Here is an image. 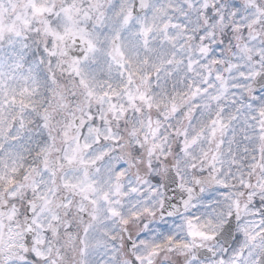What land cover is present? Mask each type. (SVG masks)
Segmentation results:
<instances>
[{
    "label": "snow or ice",
    "instance_id": "6c2138e0",
    "mask_svg": "<svg viewBox=\"0 0 264 264\" xmlns=\"http://www.w3.org/2000/svg\"><path fill=\"white\" fill-rule=\"evenodd\" d=\"M0 264H264V0H0Z\"/></svg>",
    "mask_w": 264,
    "mask_h": 264
}]
</instances>
